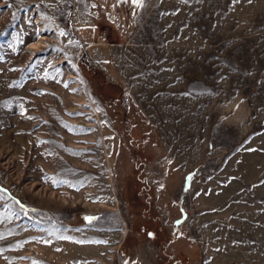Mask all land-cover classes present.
<instances>
[{"label":"rangeland","instance_id":"obj_1","mask_svg":"<svg viewBox=\"0 0 264 264\" xmlns=\"http://www.w3.org/2000/svg\"><path fill=\"white\" fill-rule=\"evenodd\" d=\"M0 237V264H264V0H0Z\"/></svg>","mask_w":264,"mask_h":264},{"label":"snow or ice","instance_id":"obj_2","mask_svg":"<svg viewBox=\"0 0 264 264\" xmlns=\"http://www.w3.org/2000/svg\"><path fill=\"white\" fill-rule=\"evenodd\" d=\"M132 3L134 4V5H136V6H142V0H132ZM64 33L63 32H61L60 33V35H63ZM151 235V234H150ZM0 238H2V237H0ZM65 238H67V237H65Z\"/></svg>","mask_w":264,"mask_h":264}]
</instances>
